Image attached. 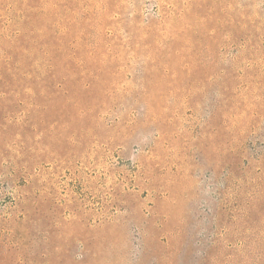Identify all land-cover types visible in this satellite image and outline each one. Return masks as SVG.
I'll list each match as a JSON object with an SVG mask.
<instances>
[{
  "label": "rangeland",
  "instance_id": "obj_1",
  "mask_svg": "<svg viewBox=\"0 0 264 264\" xmlns=\"http://www.w3.org/2000/svg\"><path fill=\"white\" fill-rule=\"evenodd\" d=\"M0 264H264V0H0Z\"/></svg>",
  "mask_w": 264,
  "mask_h": 264
}]
</instances>
